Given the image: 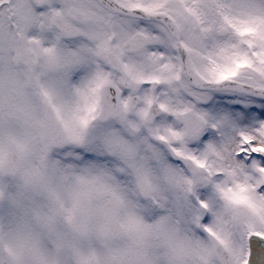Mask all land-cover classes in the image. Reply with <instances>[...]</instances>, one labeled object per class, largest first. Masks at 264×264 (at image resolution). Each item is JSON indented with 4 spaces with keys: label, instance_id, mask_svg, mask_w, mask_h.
<instances>
[{
    "label": "snow or ice",
    "instance_id": "snow-or-ice-1",
    "mask_svg": "<svg viewBox=\"0 0 264 264\" xmlns=\"http://www.w3.org/2000/svg\"><path fill=\"white\" fill-rule=\"evenodd\" d=\"M0 264H264V0H0Z\"/></svg>",
    "mask_w": 264,
    "mask_h": 264
}]
</instances>
